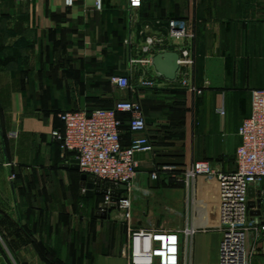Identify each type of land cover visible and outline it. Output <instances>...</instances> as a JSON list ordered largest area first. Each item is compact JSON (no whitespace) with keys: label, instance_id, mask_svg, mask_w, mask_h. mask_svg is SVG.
Segmentation results:
<instances>
[{"label":"crops","instance_id":"1","mask_svg":"<svg viewBox=\"0 0 264 264\" xmlns=\"http://www.w3.org/2000/svg\"><path fill=\"white\" fill-rule=\"evenodd\" d=\"M113 1H104L103 15L89 9L88 0H77L70 9L63 0H0V211L12 216L19 235L18 243H10L9 260L0 251V264H125L127 226L121 212L97 216L105 200L101 194H93L102 198L93 210L84 208L78 199L81 174L62 167L69 161L62 159L57 144L50 154L63 174L44 175L39 187L40 177H31V161L37 162L31 152L36 140L48 142L53 130L62 129L59 112L93 110L88 103L103 95L100 80L103 90H109V79L127 66L137 76V92H108L103 109L113 108L118 100H133L145 117L144 134H134L128 129L129 116L117 115L123 147L138 137H146L152 147V152L135 155L138 174L150 184L149 189H137L138 197L150 192L156 196L146 206L155 216V228L191 231L190 264L221 263L216 183L199 176L186 187L164 168L177 172L191 162L207 161L218 172L235 171L239 126L251 112L250 92L264 89V0H143L135 10L123 0L139 16L138 34L131 30L133 16L116 15ZM171 19H186L193 37L171 39ZM116 21L123 32L121 48L112 38ZM147 39L153 43L148 45ZM184 48L193 58L186 80L201 95L186 94L181 67L169 81L152 65L156 55L172 52L180 57ZM9 162L12 168L4 166ZM12 172L16 183L9 181ZM69 172L76 174L79 186L73 200L65 193ZM154 172L158 178L150 180ZM31 178L37 180L35 189ZM134 192L131 224L140 228L146 210ZM252 194L249 200L260 195L262 204L251 215L264 220V180ZM163 208L178 218L172 222L156 217ZM85 214L93 220L85 223ZM252 247L250 264H264V237Z\"/></svg>","mask_w":264,"mask_h":264},{"label":"built area","instance_id":"2","mask_svg":"<svg viewBox=\"0 0 264 264\" xmlns=\"http://www.w3.org/2000/svg\"><path fill=\"white\" fill-rule=\"evenodd\" d=\"M142 1L127 0L128 8L139 9ZM76 2L77 0H63L64 7L68 9L74 7ZM92 2L95 12L103 11L104 0ZM167 27L169 37L175 41L193 37L186 19H171ZM152 43V39H147L148 45ZM143 51L147 52L148 47H144ZM146 63L151 64V61ZM192 65L193 58L189 50L184 48L178 66L185 76L181 85L185 87L189 97L202 94L201 89L189 85L186 80ZM110 84L115 91L129 90L132 94L137 92L125 76L111 77ZM143 84L150 85L149 82ZM250 99V116L241 122L238 130L241 142L235 152V171L218 172L207 161L183 165L179 174L173 168H164V171L171 173V178L186 187H190L199 176L208 183H216L219 232L222 236L220 264H250L254 251L252 243L264 237V220L253 217L248 206L249 190L264 180V89L251 90ZM118 114L129 116L130 132L144 134L146 122L139 103L121 100L111 109L59 112L56 117L63 127L51 132V140L59 147L63 160L69 161L68 164L71 160H76L80 174L109 185L127 188L125 193L119 192L114 203L127 226V237L122 246L125 264H190L191 231L155 228L153 224L134 228L131 224L133 202L130 194L138 174L135 155L152 152V147L146 137H138L128 147H123L120 139L122 122L117 118ZM11 137L15 138L16 134L13 133ZM149 178L156 180L158 174L151 173ZM13 179L14 176L10 174L9 181L12 182ZM110 191L109 189L108 192ZM82 192L85 193V189ZM110 198L107 194L104 203L109 204Z\"/></svg>","mask_w":264,"mask_h":264},{"label":"rangeland","instance_id":"3","mask_svg":"<svg viewBox=\"0 0 264 264\" xmlns=\"http://www.w3.org/2000/svg\"><path fill=\"white\" fill-rule=\"evenodd\" d=\"M105 1V0H104ZM113 6H114V10H115V14L116 15H123L124 17H130L133 16V28L131 30L134 31V33H137L139 32V28H140V23H139V16H137L134 12H130L127 8H125V4H124V1L123 0H114L113 1ZM106 8V2H104V7H103V11L102 12H98V13H101L103 14L104 13V9ZM112 12V11H111ZM104 15V14H103ZM112 16V15H111ZM105 17V16H103ZM104 21V20H103ZM120 27L121 25L119 23H117V21L115 22L114 24V31H112V38H113V42L114 44H116V48H121L122 45L121 43L123 42V32L120 30ZM122 75H125V76H128L129 78H131L130 81V84L132 85V87L136 88L134 85V83L136 82L137 80V76L134 75V72L133 70H130V67L127 66V71L125 72H120L118 73V76H122ZM137 75V74H136ZM101 82V86H99V90H101V94H103L101 97L97 98V99H92L90 100L91 102H87L89 105L92 106V108L94 109H103L104 106H105V99H107L106 95L108 92L110 93H115V92H120V90H114L112 88V85L110 84V79H109V87L108 89L109 90H103V81L100 80ZM90 89V88H88ZM93 89H96V88H93ZM118 101H121V100H118ZM117 101V102H118ZM83 105H87V104H83ZM48 142H43V141H40V140H36V142H34V148L36 149L35 153L31 152V159L35 158V160L37 162H33L31 161V177H40L39 180V187L43 188V185H44V180L42 179L44 175H55V176H58L60 174H63V173H60V171L58 170L57 166H56V162H54V156L52 154H50V151L55 147L54 144L56 143H52L51 139L48 138L47 139ZM49 150V153H47V151ZM45 158H49V159H52L53 161L49 164H45L43 161V159ZM44 164L46 165V167H44ZM5 167H9V168H12L13 167V163L9 162L7 164H4ZM176 171V170H175ZM178 172V171H177ZM80 173V172H79ZM13 176H14V179H13V183H16V177H17V174L15 172H12L11 173ZM66 175L67 174H70L71 175V183L69 184L68 186V189L65 191V193L70 197L71 200L72 197L75 198L76 195H77V192L79 190V186H78V180L77 178H75V173L73 172H69V173H65ZM82 175V174H81ZM73 176V177H72ZM144 178H147V177H142L140 176L139 174H137L134 182H133V189H132V192L135 191V196L136 197V201H137V204L139 206H144L146 211L143 212V219L144 220V227H147L148 224H153L154 223V220H155V216L153 215V213L150 212V209H148L149 207L146 208L147 204H148V201H150L151 199L153 198H156V196L153 194V193H149L147 195H145V197H138L140 194L139 191H137V189H139L140 187H144L146 189H149L150 188V184L148 182V179H146L145 181L142 179ZM150 179V178H149ZM36 179H33L31 178V189H35L36 185H35V181ZM144 183V186H141V184ZM45 189V188H44ZM84 190V189H82ZM81 196L82 197H79V201L83 204L84 208H91V210H93V207L96 206L97 202L98 201H101L102 198L100 196L98 197H93V195H89L87 196L85 193H83L81 191ZM147 196V197H146ZM89 198V199H88ZM74 204V203H73ZM0 207H1V204H0ZM164 209V208H163ZM89 213H91V211H88ZM158 215H156V217H159V219H168V221H171L173 222L174 220H176L178 218V216L174 213H171L168 209H164L163 212H160L158 211ZM94 216H92V218L90 217H87V215L85 214V220L84 222L85 223H88V221L90 220H93ZM0 222L2 224V229L3 230H0V251L1 253L3 254V256L9 260L10 259V253H11V242H15V243H18L19 240H18V237L19 236L16 232L17 230L13 227V219H12V216L8 213H5V211H0ZM141 222V221H140ZM171 224V222H170ZM169 224V226H171ZM162 228V227H160ZM21 234V233H20ZM6 264V263H5Z\"/></svg>","mask_w":264,"mask_h":264},{"label":"water","instance_id":"4","mask_svg":"<svg viewBox=\"0 0 264 264\" xmlns=\"http://www.w3.org/2000/svg\"><path fill=\"white\" fill-rule=\"evenodd\" d=\"M92 0H88L87 6L89 9L92 8ZM178 60L179 56L176 53L172 52H165L156 55L152 60V65L157 73L158 76L165 78L166 80L172 81L175 79L176 73L178 71ZM63 168L67 169H73L78 170L77 162L76 160H71L69 164H65L62 166ZM81 189H85V194L87 196L93 195V194H101L106 196L107 194L110 195V202L109 204L102 203L99 205V211L97 212V216L104 219L107 217V215L115 209V201L116 198L119 196V192H125L127 188L125 186H114L109 185L107 183H103L99 180H95L93 177H87L85 175H81ZM111 190L108 192V190ZM253 189L249 190V197L254 198L252 194ZM262 204V201L260 199V195H258V198L256 201H250L248 203V206L252 209L254 207L260 208ZM257 215H259V212H256Z\"/></svg>","mask_w":264,"mask_h":264}]
</instances>
